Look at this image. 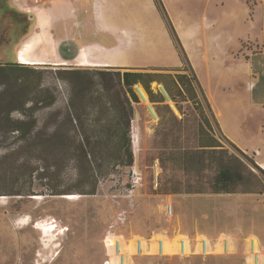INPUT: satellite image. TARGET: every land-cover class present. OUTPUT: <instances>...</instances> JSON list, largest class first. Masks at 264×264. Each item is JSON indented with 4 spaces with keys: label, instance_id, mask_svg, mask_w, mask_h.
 <instances>
[{
    "label": "rangeland",
    "instance_id": "1",
    "mask_svg": "<svg viewBox=\"0 0 264 264\" xmlns=\"http://www.w3.org/2000/svg\"><path fill=\"white\" fill-rule=\"evenodd\" d=\"M11 2L14 0H0V9L10 6ZM27 18L0 10V65L14 60L18 62L15 51L19 46L16 47L14 39L20 38L29 29L31 21ZM176 50L181 57L177 47ZM25 67L40 70L42 85L55 93L57 100L51 110L65 109L71 104L84 106L86 115L82 120L86 124L99 122L102 126L113 128L114 134L102 136V139L120 140L118 132L121 126L118 125L125 123L126 110L120 112L114 109L105 91L118 89L113 73L116 71H106L111 73L100 76L96 72L104 69H81L89 71L82 77L91 82L92 96L101 97L99 101H81L77 79L65 74L64 71L70 70L67 67ZM58 76L65 79L60 80ZM7 85H1L0 90ZM141 89L140 86L134 87L140 104L135 105L134 115L129 121L133 166L124 171L117 170L102 181L96 195H75L79 197L65 199L50 196L49 192L37 188L38 193L34 196H12L9 195L10 189L15 183L0 181V264H107L103 248L104 234L112 219L121 214L127 216L120 230L127 238L179 230L190 236H195L196 232L203 233L213 239L227 233L240 241V236L246 231L254 232L257 217L264 221V205H259L258 212L255 210L256 196L184 193L207 190V182L214 175L213 167H207V162L200 173L192 171L188 175L180 167V150L195 146L198 114L189 99L181 103V111L174 112L171 107L174 104L164 88L153 83V91L166 96V104L171 107L174 119L167 107H155L157 105L146 101ZM216 103H222V98H217ZM44 115H38L40 126L47 120ZM14 116L18 117L17 114ZM223 143L228 152L239 156L231 146ZM69 172L66 169V173ZM64 184L74 182L66 181ZM168 201L174 206L171 220L164 216V206ZM262 202L264 204V200ZM28 218V226L16 223ZM36 223H52V227L57 225L55 235H59L42 237L43 233L33 228ZM63 228H67V231L64 232ZM239 250L245 251L243 243L239 244ZM129 255L125 253L122 261L129 263ZM224 258L148 257L138 258L133 264H219L217 260Z\"/></svg>",
    "mask_w": 264,
    "mask_h": 264
},
{
    "label": "crops",
    "instance_id": "2",
    "mask_svg": "<svg viewBox=\"0 0 264 264\" xmlns=\"http://www.w3.org/2000/svg\"><path fill=\"white\" fill-rule=\"evenodd\" d=\"M156 1L162 3L164 14ZM12 4L31 21L15 51L20 64L25 59L76 70L184 73L169 32L172 25L210 107L219 140L235 146L264 172V0H14ZM217 98L222 103H216ZM153 105L167 107L176 119L175 105L173 111L166 102ZM233 194L256 196L257 212L264 205V189L208 193ZM254 223V232L246 231L240 241L221 233L234 242L227 254L201 258L225 257L217 260L219 264H246L247 239L264 249V221L257 217ZM239 242L245 251L239 250Z\"/></svg>",
    "mask_w": 264,
    "mask_h": 264
},
{
    "label": "trees",
    "instance_id": "3",
    "mask_svg": "<svg viewBox=\"0 0 264 264\" xmlns=\"http://www.w3.org/2000/svg\"><path fill=\"white\" fill-rule=\"evenodd\" d=\"M156 4L164 14L162 4L158 1ZM169 32L181 55L184 73L116 71L113 73L117 78L118 89L114 92L105 89L113 108L120 112L126 110L125 123L118 125L121 126L118 132L121 138L118 141L102 139V136L114 134L113 128L102 126L99 122L86 124L82 120L86 115L84 106L71 104L65 109L51 110L57 97L42 85L40 70L25 67L27 65L17 61L0 65V86L8 84L0 90V181L15 183L9 195L34 196L38 188L56 197L94 196L102 181L117 170L131 168L134 158L129 121L134 115L135 105L140 104L134 87L141 86L144 91L141 90L142 96L145 97V93L148 98L145 97L146 101L152 104L165 103L166 96L153 91V83L164 88L179 111L182 110L181 103L186 99L191 100L199 117L197 143L193 148L179 152L181 170L188 175L192 171L200 173L206 162V166L214 170L213 177L207 182V190H189L184 193H262L264 172L232 144L235 152L248 164L225 149L218 138L216 125L209 117L210 107L172 25H169ZM64 72L77 79L81 101L101 99L92 96L89 87L91 82L82 77L89 74L88 70L70 69ZM105 73L111 72H96L100 76H105ZM58 79L65 78L58 76ZM39 114L46 115L47 120L42 126L39 125ZM95 135L98 136L96 140ZM249 164L260 175L254 173ZM66 169L70 172L66 173ZM66 181L74 184H64Z\"/></svg>",
    "mask_w": 264,
    "mask_h": 264
},
{
    "label": "built area",
    "instance_id": "4",
    "mask_svg": "<svg viewBox=\"0 0 264 264\" xmlns=\"http://www.w3.org/2000/svg\"><path fill=\"white\" fill-rule=\"evenodd\" d=\"M164 216L168 220L174 217V206L171 202L165 204ZM126 221L127 216L121 214L114 217L107 226L103 238L107 264H133L135 258L148 257H207L227 254L234 245L233 240L223 234L212 239L202 235L189 236L179 230L127 238L120 231ZM63 229L64 232L67 231V228ZM246 242V264H262L264 249H260L254 239H247ZM125 253L130 254L129 263L122 261Z\"/></svg>",
    "mask_w": 264,
    "mask_h": 264
},
{
    "label": "bare ground",
    "instance_id": "5",
    "mask_svg": "<svg viewBox=\"0 0 264 264\" xmlns=\"http://www.w3.org/2000/svg\"><path fill=\"white\" fill-rule=\"evenodd\" d=\"M20 62L21 64L23 65H36V63L34 62H28L26 61L25 59H20ZM142 90V89H141ZM143 91V90H142ZM144 92V91H143ZM146 99L148 100L146 94L144 93ZM65 199H75L76 197H79V196H75V195H69V196H63ZM36 198H39V197H36ZM17 224L19 225H22V226H28L30 221H29V218L24 221H17L16 222ZM54 223V222H53ZM52 223H49V224H46V225H43V224H39V223H36L35 226H33V228L35 230H38V231H41V234L43 233L42 237H48V236H53L55 235V232H57L56 228L58 227L57 225H54L53 227L51 226ZM64 230V229H63ZM59 235V234H57ZM55 235V236H57ZM50 238V237H49ZM51 240V239H50ZM56 240V238L54 239ZM53 240V241H54ZM52 241V240H51Z\"/></svg>",
    "mask_w": 264,
    "mask_h": 264
},
{
    "label": "flooded vegetation",
    "instance_id": "6",
    "mask_svg": "<svg viewBox=\"0 0 264 264\" xmlns=\"http://www.w3.org/2000/svg\"><path fill=\"white\" fill-rule=\"evenodd\" d=\"M1 11H9L11 13H16V14H19V15H22V16H26L28 17L27 19L30 20V16L29 15H26V13L22 12L19 8H16L15 6H13L12 2H11V5L10 6H3L1 9ZM28 31V30H27ZM27 31H25L23 34H21L19 37H21L22 35H24ZM19 39L20 38H15L14 39V42L16 43V47L18 46V43H19ZM15 62V60L13 61Z\"/></svg>",
    "mask_w": 264,
    "mask_h": 264
},
{
    "label": "water",
    "instance_id": "7",
    "mask_svg": "<svg viewBox=\"0 0 264 264\" xmlns=\"http://www.w3.org/2000/svg\"><path fill=\"white\" fill-rule=\"evenodd\" d=\"M141 87V86H140Z\"/></svg>",
    "mask_w": 264,
    "mask_h": 264
}]
</instances>
